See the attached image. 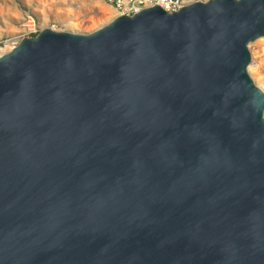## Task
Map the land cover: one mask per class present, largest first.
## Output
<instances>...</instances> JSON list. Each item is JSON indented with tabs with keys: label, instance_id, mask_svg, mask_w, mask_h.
Returning a JSON list of instances; mask_svg holds the SVG:
<instances>
[{
	"label": "water",
	"instance_id": "obj_1",
	"mask_svg": "<svg viewBox=\"0 0 264 264\" xmlns=\"http://www.w3.org/2000/svg\"><path fill=\"white\" fill-rule=\"evenodd\" d=\"M264 0L41 28L0 54V264H264Z\"/></svg>",
	"mask_w": 264,
	"mask_h": 264
},
{
	"label": "rangeland",
	"instance_id": "obj_2",
	"mask_svg": "<svg viewBox=\"0 0 264 264\" xmlns=\"http://www.w3.org/2000/svg\"><path fill=\"white\" fill-rule=\"evenodd\" d=\"M55 3L58 6L62 7L63 9L68 7L73 12L74 17L79 22L81 28V31H77V32L92 31V30H88L87 28L94 25L97 20L99 21V19L103 17V10L90 2L82 3L79 2V0H55ZM14 10H16V12L18 13V17H17L18 19L13 21V25H15V27L18 28V32L14 36L16 39L23 32L22 23L26 21L29 17L34 18L36 24L40 25L39 19L36 13L34 12L33 8L30 5L26 4L24 0H0V25L3 23V20H6L7 18H10V16H12L11 13L14 12ZM96 25H98L96 27H99L102 24L98 23ZM67 26L68 25L55 20V21H50L48 25L43 27H49L56 30H62V29L70 30ZM11 39L12 37L10 36L1 37L0 48L1 49L4 48L5 51L8 50L6 47L10 49L12 47V44L10 43ZM248 48L249 50L252 49L255 55V62L256 61L260 62V67L258 68L257 72L259 73V75H264V42L262 41V38L259 37L253 40L252 42H250ZM251 62H253L252 58H251Z\"/></svg>",
	"mask_w": 264,
	"mask_h": 264
},
{
	"label": "bare ground",
	"instance_id": "obj_3",
	"mask_svg": "<svg viewBox=\"0 0 264 264\" xmlns=\"http://www.w3.org/2000/svg\"><path fill=\"white\" fill-rule=\"evenodd\" d=\"M24 1L26 4L30 5L33 8L34 12L36 13L39 19V24H40L39 26L41 27L46 26L50 21L56 20L68 25L67 27L70 29V31H74V32L81 31L79 22L75 19L73 12L68 7L63 9L62 7L58 6L55 3V0H24ZM186 1L189 2L192 0H184V2ZM79 2L82 3L90 2L103 10V17L100 18L99 21L97 20L94 25L88 27L87 28L88 30H94L95 27L98 26L96 25L98 23H101L102 25L105 24L117 14L116 10H114L112 6H110L109 4L105 3V1L102 0H79ZM104 3L107 5H105ZM15 12L16 10H14V12L11 13L12 16H10V18L3 20V23L0 25V38L3 36L12 37V39L10 40L11 44L12 41L16 40L14 36L18 32V28L15 27V25H13V21L18 19L17 18L18 13ZM260 38H262V41L264 42V36H261ZM6 48L9 49L8 47ZM3 52H5V49L0 48V54ZM250 52H251L250 54L252 55L251 58L253 62H251L247 67L248 73L250 74L254 83L264 91V75H259V73L257 72L258 68L260 67V62L259 61L255 62V55L252 49H250Z\"/></svg>",
	"mask_w": 264,
	"mask_h": 264
},
{
	"label": "built area",
	"instance_id": "obj_4",
	"mask_svg": "<svg viewBox=\"0 0 264 264\" xmlns=\"http://www.w3.org/2000/svg\"><path fill=\"white\" fill-rule=\"evenodd\" d=\"M105 3L112 6L117 14L131 15L143 8L155 5L161 6L165 11L173 12L180 9L186 2H184V0H105ZM22 26L24 30L15 41H12V47L22 37L33 36L41 29L32 17H29L24 21Z\"/></svg>",
	"mask_w": 264,
	"mask_h": 264
}]
</instances>
